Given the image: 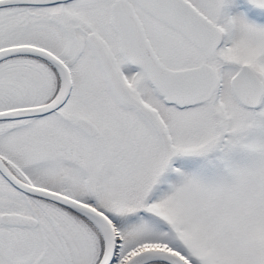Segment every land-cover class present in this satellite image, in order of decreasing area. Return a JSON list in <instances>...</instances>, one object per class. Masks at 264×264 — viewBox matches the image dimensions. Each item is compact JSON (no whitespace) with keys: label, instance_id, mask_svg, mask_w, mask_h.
<instances>
[{"label":"snow or ice","instance_id":"snow-or-ice-1","mask_svg":"<svg viewBox=\"0 0 264 264\" xmlns=\"http://www.w3.org/2000/svg\"><path fill=\"white\" fill-rule=\"evenodd\" d=\"M0 264H264V0H0Z\"/></svg>","mask_w":264,"mask_h":264}]
</instances>
